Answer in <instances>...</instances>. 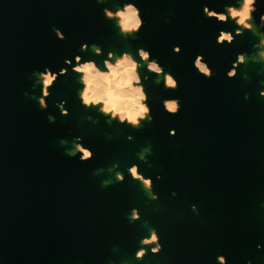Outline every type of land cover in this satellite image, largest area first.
Instances as JSON below:
<instances>
[{
	"label": "water",
	"instance_id": "95a60500",
	"mask_svg": "<svg viewBox=\"0 0 264 264\" xmlns=\"http://www.w3.org/2000/svg\"><path fill=\"white\" fill-rule=\"evenodd\" d=\"M116 2L124 0H0V264H120L126 257L130 264H217V255L227 264H264V98L258 94L264 77L251 61L234 78L226 75L237 52H254L257 38L245 31L231 44L216 43L219 30L233 31L235 24L208 18L203 7L222 11L235 0H134L143 27L119 37L103 13ZM256 7L258 25L264 0ZM93 44L100 54L89 49ZM126 44L135 58L138 47L148 50L179 87L165 88L140 70L148 76L153 119L139 128L116 122L117 132L106 136L101 120H81L76 74L64 61L80 55L102 64L108 51L119 54ZM197 54L211 78L194 68ZM45 67L67 72L41 108L33 74ZM172 97L180 103L175 115L162 105ZM60 101L68 115L60 114ZM77 136L92 150L90 160L65 151ZM147 142L145 162L137 154ZM112 163L124 180L102 184L104 173L95 171ZM132 163L152 178L158 199L145 204L139 196L126 173ZM148 227L162 249L136 260Z\"/></svg>",
	"mask_w": 264,
	"mask_h": 264
},
{
	"label": "clouds",
	"instance_id": "9594fccd",
	"mask_svg": "<svg viewBox=\"0 0 264 264\" xmlns=\"http://www.w3.org/2000/svg\"><path fill=\"white\" fill-rule=\"evenodd\" d=\"M98 3H103L104 0H97ZM258 0H235V3H227L224 5V10L216 11L210 9L207 5L203 7V13L208 18H214L220 23L233 21L235 28L233 31L220 29L216 36L217 44L228 43L235 41L236 36H241L245 31H251L258 37V41L254 42L252 47L255 53L246 56L243 52H237L235 59L232 61V66L227 70L228 78H234L237 75V69L242 64H247L249 61L261 65L257 74L264 77V32H260L259 28H264V12L259 15L258 25L255 23L256 17L254 13L257 11ZM238 5V6H237ZM104 16L109 20L115 21V26L118 27L120 34L125 36L135 35L143 27V19L140 14V9L137 7L134 0H124L121 7H117L114 11L108 7L103 8ZM57 38L64 39L63 33L59 28L55 29ZM87 44H81V50L87 49ZM93 51L96 54L101 53V48L92 45ZM173 51L179 53L181 51L178 45L173 46ZM136 59L129 51H121L115 55L112 51H108L106 58L102 60V66L98 65L93 59H82L80 55L74 56L75 63L65 59V64H71L72 71L79 74V82L82 87L79 89V100L86 108H97L99 113L107 116L109 120H115L120 124H127L132 128H139L143 121L151 122V108L147 103L148 94L145 90L143 81L148 79L145 74L143 77L140 74V68L144 67L148 72L157 76V83L162 82L165 88L175 90L179 87V82L170 73L158 63L157 60L151 58V53L143 47L136 49ZM193 66L199 74L205 78H211L213 75L212 69L205 62L202 54H197L193 60ZM67 69L61 67L59 72L52 71L45 67L42 71H37L33 75L40 86V96L37 98L41 108H47L46 98L50 95L49 89L54 85L59 75L66 74ZM258 84L259 96L264 97V79H260ZM248 98V94L246 97ZM64 101H60L57 107L61 115H68L67 108L64 107ZM164 110L175 115L179 112V98H165L162 101ZM170 135H175V130H169ZM132 139L131 136L127 137ZM82 137H75L74 151L70 154H79L80 161H87L93 157V152L89 147H85L81 142ZM147 151V150H144ZM141 160L145 159L143 151L139 154ZM114 168L116 165L113 166ZM127 172L133 180L139 181L144 190L150 195L152 200L158 199L155 192L152 191L153 181L151 177L143 175L139 171V166L132 163ZM161 177L157 174L156 179ZM115 180L123 182V173L116 171ZM175 194V193H173ZM194 213L198 214L196 205L191 206ZM140 218L139 211L133 207L130 212L132 221ZM139 245L135 251V258L142 260L149 251L152 254H158L162 245L159 241V235L155 228H150L146 235H143L139 240ZM257 249L261 248L260 244L256 245ZM217 264H227L226 258L223 255L216 256ZM247 264H251L248 261Z\"/></svg>",
	"mask_w": 264,
	"mask_h": 264
},
{
	"label": "bare ground",
	"instance_id": "6f19581e",
	"mask_svg": "<svg viewBox=\"0 0 264 264\" xmlns=\"http://www.w3.org/2000/svg\"><path fill=\"white\" fill-rule=\"evenodd\" d=\"M122 6V4H119V3H114L113 4V7L116 9L117 7H121ZM113 24H114V26H115V21H113ZM115 28H116V30H117V33H118V35H119V37H123L124 35H122V34H120V32H119V29H118V27H116L115 26ZM251 32V31H250ZM251 34L252 35H254V33L253 32H251ZM135 35H130V37H134ZM256 38H257V40H258V37L256 36V35H254ZM96 46H98V45H96ZM125 48H126V51H129V52H131L132 54H133V51H132V49L126 44L125 45ZM89 49L92 51V52H94L93 51V48H92V45L89 47ZM255 49H254V52L253 53H255ZM115 55H118L117 53H115L114 51H112ZM95 53V52H94ZM252 53V54H253ZM134 55V54H133ZM250 54H246V56H249ZM135 57V56H134ZM250 62V61H249ZM97 64L98 65H101L102 66V64L101 63H99V62H97ZM248 64V63H247ZM247 64H242V66H243V68L245 69V67L247 66ZM144 67H141L140 68V70H142ZM139 70V71H140ZM166 71V70H165ZM168 72V71H167ZM76 75H75V78H76V82L78 83V87H77V89H76V94H77V97H78V99H79V95H78V93H79V89L82 87V85L80 84V82H79V74H77V73H75ZM244 77L245 78H248V76H247V74H246V72L244 71ZM152 79H153V81H154V83H157V76L155 75V74H153V77H152ZM160 79V82H162V77H160L159 78ZM264 98V97H263ZM37 101H38V99H37ZM80 101V100H79ZM84 107V106H83ZM84 114L81 116V120H92V121H94V122H96L97 120H101L102 122H103V133L106 135V136H112L114 133H116L117 132V128H116V126H115V123L117 122V121H115V120H109V118L107 117V116H104V115H102L101 113H99V111H98V109L97 108H86V107H84ZM144 122V121H143ZM61 142V144L62 145H64V140H61L60 141ZM144 150H147V151H144ZM150 150H151V146H150V143H145L144 145H142L141 147H140V151H139V153L137 154V156H138V158H139V154L143 151V155H144V157H145V159H143V161H147V159H146V155H148V154H150ZM65 151L68 153V154H70V152H72V151H74V142H72L71 144H70V147L69 148H66L65 149ZM140 159V158H139ZM115 165V163H112L111 164V166H108L106 169H104V170H102V169H98L97 171H95V173L97 174V173H100V172H103L104 173V177H103V179H102V184H107V183H109V182H111V179H113V178H115V172L116 171H119V172H121L122 173V171H120V170H117L116 168H114L113 166ZM126 173H127V175L130 177V175L128 174V172H127V169H126ZM131 178V177H130ZM131 180H132V184H133V186L137 189V192L139 193V196L141 197V198H143L144 199V202H145V204H149L150 202H152V201H154V200H152L151 199V197H150V195L146 192V190H144V188H143V186L140 184V182L139 181H136V180H133L132 178H131ZM130 216V215H129ZM144 226H146V223L145 222H143L142 223ZM150 229V227H148V229H147V232H148V230ZM139 247H140V245H139ZM134 258H135V255H134ZM136 259V258H135ZM137 260V259H136ZM132 262V258H129V257H126V258H124L121 262H120V264H130Z\"/></svg>",
	"mask_w": 264,
	"mask_h": 264
},
{
	"label": "rangeland",
	"instance_id": "374dc122",
	"mask_svg": "<svg viewBox=\"0 0 264 264\" xmlns=\"http://www.w3.org/2000/svg\"><path fill=\"white\" fill-rule=\"evenodd\" d=\"M237 6H238V5H237ZM113 11H114V10H113ZM98 47H99V46H98ZM252 53H253V52H252ZM252 53H250V54H252ZM137 58L139 59V57H137ZM137 58H136V59H137ZM36 82H37V80H36ZM37 83H38V82H37ZM112 180H114V179H112Z\"/></svg>",
	"mask_w": 264,
	"mask_h": 264
}]
</instances>
